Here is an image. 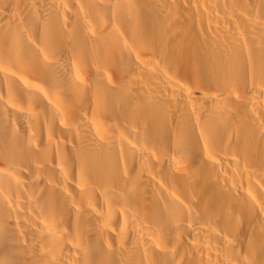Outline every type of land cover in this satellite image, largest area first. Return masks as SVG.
<instances>
[{"label": "bare ground", "instance_id": "1", "mask_svg": "<svg viewBox=\"0 0 264 264\" xmlns=\"http://www.w3.org/2000/svg\"><path fill=\"white\" fill-rule=\"evenodd\" d=\"M0 264H264V0H0Z\"/></svg>", "mask_w": 264, "mask_h": 264}]
</instances>
